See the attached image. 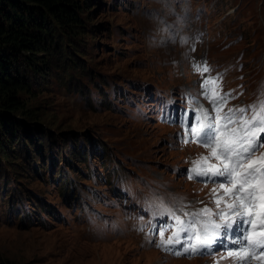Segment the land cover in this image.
Listing matches in <instances>:
<instances>
[{"label":"rangeland","instance_id":"rangeland-1","mask_svg":"<svg viewBox=\"0 0 264 264\" xmlns=\"http://www.w3.org/2000/svg\"><path fill=\"white\" fill-rule=\"evenodd\" d=\"M77 1L85 29L67 34L50 19L59 45L25 70L30 89L19 94L30 135L8 146L11 157L0 150V264H240L219 251L174 258L143 227L169 210L227 207L218 183L184 176L217 160L180 144L179 125L160 117L199 97L191 66L203 59L223 92L257 103L264 0Z\"/></svg>","mask_w":264,"mask_h":264},{"label":"snow or ice","instance_id":"snow-or-ice-1","mask_svg":"<svg viewBox=\"0 0 264 264\" xmlns=\"http://www.w3.org/2000/svg\"><path fill=\"white\" fill-rule=\"evenodd\" d=\"M174 40V37L172 38ZM181 43L186 44L187 39L181 38ZM194 51V48L190 49ZM185 59H188L189 53H185ZM203 65V66H202ZM193 69L200 72L201 75L209 73L211 69L206 61L199 64L193 62ZM219 77L205 79L202 87L204 88V98L209 101L212 108H201L200 114L196 116V125L191 126V119L186 118V127L190 129L189 135L194 142L203 144L211 149V157H214L219 163L209 164L207 168H193L189 174V179L196 177H206L207 181L218 183L225 194H231L233 202L227 205L230 212L221 210L218 213H211L209 209L204 208L201 213L208 216V219H194L190 221L187 227L184 226L180 216L172 210L169 214L173 215L178 231L164 239V231H160L161 241L157 247L163 251L170 252L173 255H193L205 254V250H210L217 242V238L222 232L227 235L229 232L246 233L241 238L239 235L231 241L235 246H240L238 252H229L230 256H239L241 259L248 254V248L244 241H248L251 247L261 250L260 257L264 261V232L257 234L255 231L249 232L245 225L252 224L256 227V221L251 219L250 209L255 206L256 200L260 201L261 208L264 209V154L256 159H250L252 153L257 151L259 145L264 143V93L258 97L256 104L250 106L254 113L250 119H242L239 128H230L231 124L236 123V114L246 113L249 108H240L238 110L229 109L224 115H221L222 104L227 103L230 94L220 96L213 91L209 95L208 85L213 84L218 87ZM199 83V82H198ZM199 95V93H198ZM196 103V101H193ZM217 113L212 116V110ZM242 132V134H241ZM189 140L185 139V143ZM210 157H201L202 161H207ZM200 161H197L199 164ZM226 185H229L226 187ZM215 192V189L213 190ZM222 198H217L215 203L219 208ZM188 213H185L187 215ZM194 217L200 213H193ZM219 217V222L212 218ZM259 224L264 228V211L259 213ZM181 233L185 235L181 237ZM176 245H180L177 248Z\"/></svg>","mask_w":264,"mask_h":264},{"label":"trees","instance_id":"trees-1","mask_svg":"<svg viewBox=\"0 0 264 264\" xmlns=\"http://www.w3.org/2000/svg\"><path fill=\"white\" fill-rule=\"evenodd\" d=\"M77 9V0H0V150L8 158V146L28 139L32 128L19 120L29 116L19 98L30 89L24 72L45 65L42 54L57 44L50 19L67 34L85 29Z\"/></svg>","mask_w":264,"mask_h":264}]
</instances>
